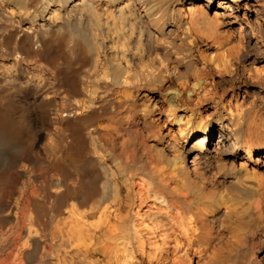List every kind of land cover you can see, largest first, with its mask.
Masks as SVG:
<instances>
[{
    "label": "bare ground",
    "instance_id": "6f19581e",
    "mask_svg": "<svg viewBox=\"0 0 264 264\" xmlns=\"http://www.w3.org/2000/svg\"><path fill=\"white\" fill-rule=\"evenodd\" d=\"M255 1L232 36L241 0H0V264H264V103L206 62L254 38L264 88Z\"/></svg>",
    "mask_w": 264,
    "mask_h": 264
},
{
    "label": "rangeland",
    "instance_id": "374dc122",
    "mask_svg": "<svg viewBox=\"0 0 264 264\" xmlns=\"http://www.w3.org/2000/svg\"><path fill=\"white\" fill-rule=\"evenodd\" d=\"M187 1V3H192L193 0H185ZM213 1V2H212ZM247 1H251V2H256L255 0H241V5L239 6V14L241 15V19L238 20L237 22H233V23H229L228 21H224L222 19V24L220 25V30H224L223 33L227 34V35H232L234 36L235 33L238 32V29L240 27V25L243 24L244 27H249L250 31H251V27L250 24L248 25V23L246 22L247 20L244 19L243 17H249V20L251 21V25L254 22V19L256 18V14L257 12H253V14H247L245 12H248L247 10L252 8L255 9V6H252V4L250 6H248V8H246V2ZM196 2H200V3H204L205 8L207 9V11L213 15L215 10L219 9V0H211V2H205L204 0H196ZM261 35L263 37L264 40V22L261 25ZM236 39H233V41ZM249 40H254V38H250L248 37L247 40L245 41V45L247 47L242 46L243 48L240 49V52H238V55L235 53L234 56H232L233 58H231L232 63L228 64V67L231 66L232 64V68L229 67L228 70L231 71V69L233 70V72H226V73H220L218 70L215 69V67L213 66V62L210 60H206L207 65L210 69V73H209V82L213 84L214 88L218 89L220 91V93H224L225 95H227V97L229 96V98L236 97L239 98L240 100L244 101L246 104L251 103H259V102H263L264 99V88H259V83L258 82H252V80H250V78H248V74H247V69L248 66L251 64V59L253 56L258 55L259 52H261L260 47H256L255 43H250L248 42ZM214 42V41H213ZM193 45L196 48V53H197V58L196 60L202 64V57L203 56H213V54H215L216 52L219 53L220 50L218 47H216L217 45H215L214 43L212 44L211 39H208L206 37H202L200 39H198L195 43L193 42ZM226 45V47H225ZM227 44H224V46L222 48H220L222 51L224 50V48H226L225 50L227 51ZM260 49V50H259ZM223 51V53H226V51ZM219 51V52H218ZM216 53V54H217ZM215 54V55H216ZM202 55V56H201ZM253 55V56H252ZM213 58V57H212ZM236 58V59H235ZM209 59V58H208ZM213 60V59H212ZM233 60V61H232ZM235 60V62H234ZM202 61V62H201ZM211 61V63H209ZM230 73V74H229ZM251 81V82H250ZM149 92L146 93V95H148ZM158 99V98H157ZM250 103V104H251ZM163 119H165V116H163ZM178 130V126H173V127H167L165 129V132H168L169 129ZM129 264H190L187 262H179V259L177 258V255L175 254V252L173 250L169 251L168 253H165V255L160 257V258H153V257H149L148 254L146 253H142L140 251L135 253V258H131V260H129L128 262ZM194 264V262H193Z\"/></svg>",
    "mask_w": 264,
    "mask_h": 264
}]
</instances>
